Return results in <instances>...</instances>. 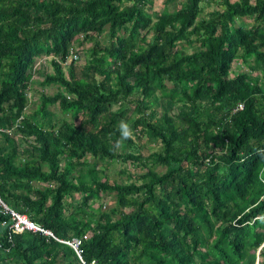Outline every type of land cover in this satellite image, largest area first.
<instances>
[{
	"label": "trees",
	"instance_id": "obj_1",
	"mask_svg": "<svg viewBox=\"0 0 264 264\" xmlns=\"http://www.w3.org/2000/svg\"><path fill=\"white\" fill-rule=\"evenodd\" d=\"M164 4L0 0V199L56 238L12 233L0 206V264H80L72 238L95 264H264V0ZM43 57L56 92L27 116ZM113 162L144 172L118 183Z\"/></svg>",
	"mask_w": 264,
	"mask_h": 264
},
{
	"label": "rangeland",
	"instance_id": "obj_2",
	"mask_svg": "<svg viewBox=\"0 0 264 264\" xmlns=\"http://www.w3.org/2000/svg\"><path fill=\"white\" fill-rule=\"evenodd\" d=\"M164 1L165 0H152V6H151V11H154L156 13H160L163 9H164ZM230 1H237V0H230ZM169 11L172 10V6L169 5L168 6ZM217 8V6L214 3L208 4L206 5L205 3H203V14L206 15L207 13H209L212 9ZM238 25V23H237ZM149 37V36H148ZM91 46V44L86 43L83 44L82 47H75L76 49L78 48V52H79V56L80 58L74 62V67L76 68V72H79L80 66L84 65L85 62V51ZM187 52H192L191 48H186ZM35 73L33 74V84L31 86L30 92H29V98H30V104L26 110V115L27 116H32L34 114V111L36 109L37 104L39 103V98H40V94L43 92L45 94L48 95H53L56 92V87L55 86H48V87H41L38 82H41L44 78L45 74H49L52 73V67L50 66V58H41L36 62L35 65ZM67 69V68H66ZM66 69L63 71L66 74ZM234 69L237 70H242L245 71L247 70V67L245 66V64L241 63V61H237L234 63ZM44 88V89H43ZM158 112L160 111V109H157ZM49 111H51L52 113V118L50 119L51 121H53V123L57 120H61L63 117L65 119H69V116L67 115H63L60 110L57 107H49ZM37 118L39 120H41V118L39 116H37ZM48 119L46 118L45 121H47ZM77 124V122H76ZM131 138L133 141H135L137 144L142 145L139 147H142L141 150V154L146 156L147 154H149L150 152L153 151V149L155 150L158 147L157 143H151L148 142V140L146 139V137H141L140 140L136 139L133 135H131ZM15 139L17 140V142H21V136L20 135H16ZM20 148L24 146V144H22V142L20 143ZM99 169H102V166L99 167ZM157 171H163L162 168H158ZM144 172V169H142L141 167L136 166V164H132V163H120V162H113L109 167H108V171H107V176L110 180L112 181H116L118 183H129L131 178V181H133V179L135 177H137L138 175H140L141 173ZM76 171L74 170L73 174H75ZM36 186L38 187H43L44 184H36ZM114 195H109L106 194L102 197L101 201L96 202L93 207L97 208L99 206V203L102 202V208L103 210H108L111 207H113V205H115L114 203ZM80 199V195L79 194H74L72 199L68 200V202L73 201L74 204L77 203Z\"/></svg>",
	"mask_w": 264,
	"mask_h": 264
},
{
	"label": "built area",
	"instance_id": "obj_3",
	"mask_svg": "<svg viewBox=\"0 0 264 264\" xmlns=\"http://www.w3.org/2000/svg\"><path fill=\"white\" fill-rule=\"evenodd\" d=\"M80 58L79 52L75 47H71L68 51V55L66 56L65 60L62 63V66H66L72 62H76ZM243 107L242 105H239L237 110H241ZM0 206L4 210V214L10 215L11 224L9 226V231L12 233H21L24 231H31V232H39L47 237L54 238V235L48 231L37 225L36 223L31 222L27 216L21 215L11 209H9L0 199ZM59 242L66 244L69 246L77 256V259L79 260L80 264H95L94 261L87 262L83 260L81 253H80V247H81V239L79 238H72L68 241H62L59 240ZM1 247V245H0Z\"/></svg>",
	"mask_w": 264,
	"mask_h": 264
},
{
	"label": "clouds",
	"instance_id": "obj_4",
	"mask_svg": "<svg viewBox=\"0 0 264 264\" xmlns=\"http://www.w3.org/2000/svg\"><path fill=\"white\" fill-rule=\"evenodd\" d=\"M72 63H74V62H72ZM71 64V63H70ZM69 65V64H68ZM64 67V66H63ZM121 127H122V129H124V132H123V136L125 137V138H127L128 136H129V131L127 130V125L126 124H124L123 122H122V124H121ZM77 257V256H76ZM79 261V260H78Z\"/></svg>",
	"mask_w": 264,
	"mask_h": 264
},
{
	"label": "water",
	"instance_id": "obj_5",
	"mask_svg": "<svg viewBox=\"0 0 264 264\" xmlns=\"http://www.w3.org/2000/svg\"><path fill=\"white\" fill-rule=\"evenodd\" d=\"M257 261H258V260H256V264H257Z\"/></svg>",
	"mask_w": 264,
	"mask_h": 264
}]
</instances>
